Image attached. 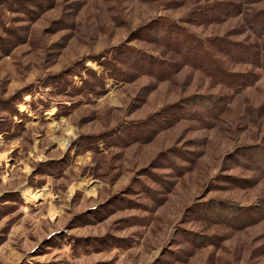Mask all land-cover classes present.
<instances>
[{
  "label": "rangeland",
  "instance_id": "obj_1",
  "mask_svg": "<svg viewBox=\"0 0 264 264\" xmlns=\"http://www.w3.org/2000/svg\"><path fill=\"white\" fill-rule=\"evenodd\" d=\"M243 8L0 0V264H264V71L218 54L235 92L158 33L253 45Z\"/></svg>",
  "mask_w": 264,
  "mask_h": 264
},
{
  "label": "trees",
  "instance_id": "obj_2",
  "mask_svg": "<svg viewBox=\"0 0 264 264\" xmlns=\"http://www.w3.org/2000/svg\"><path fill=\"white\" fill-rule=\"evenodd\" d=\"M259 1L260 0H250V2ZM233 8L234 11H231L230 7L222 8L221 5L211 4V6L207 7L206 11L205 7L199 8V11H196L199 15L189 17L188 21L191 24H195L196 22L204 23L205 21L217 22L222 18V15L218 13L219 9L222 10L226 16H234L237 14V11L241 10L236 5H233ZM242 10L243 14L247 15L245 19L246 24H248L247 28H250L251 32L254 33L259 40L253 45H242L227 41L222 42L221 40L217 41V39L209 38L203 40L196 34L191 33L188 27L177 21H171L169 24H165L163 28L161 27L159 29L160 31L158 30V33L161 36V42H163L168 49L179 54L185 64L200 69L216 83H221L235 92H240L254 84L256 73L253 70L246 72H230L220 60L218 54L222 53L228 55L241 63L249 62L255 67H261L264 71V9H261V11L259 10V12L256 8H250L249 11H245V8ZM204 12L207 13L205 14ZM252 17L254 19H252ZM241 46L244 50L243 53L242 50L239 49ZM137 56L138 55L132 58L134 62L140 61L138 58L139 56ZM160 66L161 67H159L157 71L163 72L165 68L164 64L161 62ZM167 74L170 75V73Z\"/></svg>",
  "mask_w": 264,
  "mask_h": 264
}]
</instances>
